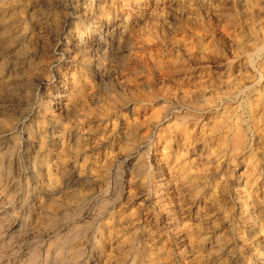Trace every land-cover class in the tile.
<instances>
[{"label": "rangeland", "instance_id": "374dc122", "mask_svg": "<svg viewBox=\"0 0 264 264\" xmlns=\"http://www.w3.org/2000/svg\"><path fill=\"white\" fill-rule=\"evenodd\" d=\"M147 1L150 16L130 20L123 44L119 46L118 38L112 43L111 34L93 41L95 45L100 43L96 52L100 54L99 61H103L99 63V71L105 86L114 87L115 94L125 97L126 102H118L116 113H109L104 109V100H95L92 112L102 117L101 120L79 125L74 139L64 149L39 136L34 123L38 107L32 110L24 126L16 130L0 117V178L7 175L15 178L17 183L11 184L8 192L9 195L19 193L16 199L25 211L29 205H39L40 215L33 219L29 213L23 222L39 227L45 209L51 207L60 228H64V220L77 217L74 224L69 220V227L87 224L95 230L96 226H102L109 236L115 234L124 238L133 248L136 264H259L253 252L257 244L251 247L242 237L244 228L238 224L242 204L236 195L243 189L253 195L249 200L257 203L262 192L256 191V185H264V53L251 63L245 57L251 48L264 45V35L258 27L259 24L264 26V0ZM12 3L7 5L5 16L1 13L0 29L6 27L17 35L25 33L16 49L22 53L33 34L40 31L37 20L43 18L61 27L63 22L71 23L70 18L62 15L64 4L60 0H15ZM69 10L72 9L69 7ZM243 37H251L253 42L238 48L233 39ZM91 41L86 37L87 46ZM44 43L40 40L38 49H46ZM102 51L108 56H102ZM244 82V92L231 99L236 96L234 88ZM203 87L206 91L200 95V108L204 107L196 116L180 121L177 125L180 135L166 146L165 154L163 145L157 143V130L148 129L145 120L152 119L166 106L174 107L176 94L191 95ZM160 91H169L172 99L157 101L154 98V103L149 102L147 106L131 101L134 93L144 98ZM226 110L234 111L235 118L240 119L247 141L246 161L256 163L258 184H250L252 182L244 175L248 164L240 166L244 159H238L231 147H218L217 138L221 134L214 129L210 132L207 126L221 121ZM171 113L169 118L173 120ZM255 114L261 118L255 119ZM127 123L132 127L128 128ZM201 124L205 125L203 130H200ZM191 126L192 133L188 129ZM34 135L37 137L33 141L31 136ZM180 142H184L183 145L180 146ZM188 142L193 145L197 142L198 147L188 146ZM142 144L151 146V152L146 154ZM54 161L61 162L62 166H55ZM167 170L170 173L163 176ZM163 178L169 180L166 187L161 185L166 183ZM160 192H166L163 207L157 203ZM165 209L170 211L167 215ZM167 216L172 217L173 224L168 225ZM49 222L43 220L45 226ZM19 227L20 224L14 222L12 231ZM253 227L254 223L249 229ZM81 231H84L82 227ZM48 234L43 235L42 243ZM32 238H36L35 233ZM75 247L71 245L69 251ZM101 256L100 252L92 253L89 264H104L109 259Z\"/></svg>", "mask_w": 264, "mask_h": 264}, {"label": "clouds", "instance_id": "9594fccd", "mask_svg": "<svg viewBox=\"0 0 264 264\" xmlns=\"http://www.w3.org/2000/svg\"><path fill=\"white\" fill-rule=\"evenodd\" d=\"M60 3L64 4L62 15L70 18L71 23L63 22L61 27L43 18L37 20L40 31L28 41L31 47L24 45L23 53L16 49L25 33L0 32V117L12 130L23 127L37 107L53 103L66 106L65 100L73 92L82 97L83 85L91 72L82 54L86 37L94 31L93 25L85 21L90 13L95 15V12L88 0H60ZM109 9L112 18L118 19L117 10L111 5ZM97 19L99 23L96 27L102 23L112 30L113 19L106 13L101 12ZM40 40L45 42L44 48L50 53L43 61L40 59L42 49L37 47ZM99 63L103 64V61ZM141 148L146 154L151 152V146L142 144ZM13 183L17 181L11 175L0 178V264H89L94 252H100L102 259L109 257L104 264H136L133 248L124 238L115 234L109 236L102 226H96L95 230L87 224L69 227V220L74 224L77 217L64 220V228H60L55 223L58 218L51 207L45 209L38 222L39 227L23 222L29 213L33 219L39 216L40 207L29 205L25 211L23 204L16 199L19 193L9 195L8 188ZM44 219L50 221L47 226L43 223ZM14 222L20 227L12 231ZM33 233L35 239L32 238ZM45 234L48 238L42 243ZM45 244L47 247H44ZM73 244L76 247L69 251ZM34 246L39 254H35Z\"/></svg>", "mask_w": 264, "mask_h": 264}, {"label": "bare ground", "instance_id": "6f19581e", "mask_svg": "<svg viewBox=\"0 0 264 264\" xmlns=\"http://www.w3.org/2000/svg\"><path fill=\"white\" fill-rule=\"evenodd\" d=\"M15 0H12V2H14ZM176 1V0H175ZM226 1V0H225ZM10 0H0V16L1 13H6L7 8L10 6V4L12 3ZM89 4L91 5L93 11L95 12V15H92L91 13L89 14L87 20L85 21V23H89L93 25L94 31L92 33L89 34V39H91L92 43L91 45H85L84 47V51H83V58L85 59V63L87 65L88 68L91 69V72L89 73V75L86 78V83L83 85V93H82V97L81 96H77L75 92H73L71 95H69L66 100H65V105L66 106H62V105H58L56 103H53L51 106H40L37 108V131L39 133V136H41V138L46 139V142H51L52 145L54 146H58L61 148H65L67 144H69L73 139H74V131L76 129H78L79 125H85V123H89V122H93L95 120H99L100 118H98L94 112H92V107L93 105H95V100H100V102L102 100L103 103L105 104V110L109 113H113L115 112V109L117 107V103L121 102L122 100H125L124 102H126V98L123 97L122 95H120L119 93L115 94V89L112 86H105L104 84V80L102 78V75H100V71H99V60H100V54L97 55L98 53L96 52L97 49L100 46V43H98V45H95L93 41H95L96 39H100V38H106V36L108 35H113V39H117L116 42L119 43V46L121 44H123L122 42H124V40L122 39L124 37V34L126 33V30L128 28V25L130 24V20L132 19H138V18H144V17H148L150 16L149 13L150 11L148 9H150L147 5L148 1L147 0H88ZM160 2V1H159ZM177 2V1H176ZM262 3V2H261ZM13 4V3H12ZM8 5V7H7ZM109 5L112 6V8L116 9L118 12V19H113L112 18V11L109 9ZM176 5V4H175ZM263 5V4H262ZM156 6V5H155ZM161 7V5H160ZM159 8V7H158ZM157 8V9H158ZM254 8V7H253ZM260 10V9H259ZM81 12H83V8H81L80 10ZM120 11V12H119ZM217 11V10H216ZM101 12H104L107 14V16L110 19H113L112 22V30H109L106 26H104L102 23L99 24V27H96V24L99 23L98 22V16ZM215 12V11H214ZM261 12V11H260ZM4 13V16H5ZM217 13V12H216ZM259 17V16H258ZM220 18L222 19H226L227 17L225 16H220ZM260 18V17H259ZM135 22V21H134ZM229 22V21H227ZM264 22V21H263ZM260 32L262 34V36L264 35V26L262 24L258 25ZM5 30H8V28L3 27L0 29V32H4ZM257 31V30H256ZM120 32V33H119ZM98 33V34H96ZM115 33H118V35H116ZM258 33V31H257ZM133 35V34H132ZM260 35V34H259ZM235 36V35H234ZM228 37V36H227ZM258 37V36H257ZM252 41L251 37H243L240 39L234 38L233 39V43L239 48L240 46L243 48V46H247L249 45V43ZM89 42V40H87V43ZM115 41H113L112 43H114ZM253 42V41H252ZM198 44V43H197ZM207 44V43H206ZM255 45V44H254ZM183 46V45H182ZM189 49V47H187ZM204 48V47H203ZM104 49V48H103ZM193 49V48H192ZM40 50V49H38ZM107 50V49H106ZM194 50V49H193ZM245 50V49H244ZM111 51V50H110ZM108 52V51H107ZM200 52V51H199ZM245 52V51H244ZM101 53V52H100ZM102 53H104L102 51ZM264 53V45L259 46V47H253L250 49V53H248L245 57H246V61L248 63H251L255 58L261 56ZM109 54V53H108ZM192 54V53H191ZM194 54V53H193ZM241 54V53H240ZM48 55H50V53L47 52V49H42L41 51V56L40 59L41 61L46 60L48 58ZM102 56L106 57L108 56L106 53H104ZM240 56V55H239ZM103 57V58H104ZM244 57V56H242ZM191 58V57H190ZM106 59V58H105ZM260 59V58H259ZM173 65V64H172ZM248 66V65H247ZM250 66V65H249ZM87 71V68H86ZM98 75H94L97 74ZM230 75V74H229ZM228 78V77H227ZM225 78V79H227ZM242 78V77H241ZM180 79V78H179ZM224 79V80H225ZM230 79V78H229ZM233 80V79H232ZM242 80V79H241ZM198 81V80H197ZM231 81V80H230ZM236 81V80H235ZM240 81V80H239ZM238 81V82H239ZM248 83V81H247ZM252 83V82H251ZM235 84V83H233ZM180 85V84H179ZM223 85V84H221ZM232 85V84H231ZM244 83H241L239 86H236V88H234L236 93V96H231V99H236L239 97V95H241V93L244 92ZM205 86V85H204ZM217 86V85H216ZM209 87V86H208ZM223 87V86H222ZM221 87V88H222ZM210 88V87H209ZM220 88V87H219ZM220 88V89H221ZM123 89V88H122ZM121 89V90H122ZM127 89V88H126ZM206 87H203L202 89L198 90V92L192 93L191 95H178L176 94L175 99L177 100L175 103L174 107L168 108L166 105V107H164L163 109L158 111V114L151 119V118H147L145 120V125L146 127L149 129L150 127L154 128L157 130V143H159L160 145H163L161 148L163 151H165L166 146H168L170 143H172L171 141L173 140V138L178 135H180V127L178 128V124L180 123V121L184 120L186 121L189 117L192 116H196L197 115V111H200V95L203 94L206 90ZM213 89V88H212ZM215 89V88H214ZM232 89V88H230ZM135 90V89H134ZM137 90V89H136ZM133 91V90H132ZM218 91V90H217ZM231 91V90H230ZM233 91V89H232ZM231 91V93H232ZM169 91H160L158 92L157 95L155 96H148V97H144L142 98V96H140L139 94H132L131 97V101L133 100L134 103L138 104V103H144L145 106L149 105V102H153L154 98L157 99V101H159L160 99H163L164 101H168L171 100V95L168 94ZM140 93V92H139ZM188 93V92H187ZM209 93V92H208ZM229 93V94H231ZM55 95V93H54ZM61 95H63L61 93ZM175 95V93H174ZM235 95V94H233ZM129 96V95H128ZM230 96V95H229ZM127 97V96H126ZM206 97V96H205ZM129 98V97H128ZM129 100V99H128ZM98 102V101H97ZM99 103V102H98ZM129 103V102H127ZM154 103V102H153ZM236 103V102H235ZM178 105H181L178 107ZM96 106V105H95ZM202 106V105H201ZM100 107V106H99ZM170 107V106H169ZM208 107V106H207ZM210 107V106H209ZM243 107V106H242ZM94 108V107H93ZM162 108V107H161ZM218 108V107H217ZM234 108V107H232ZM184 109L182 112L181 110ZM207 109V108H206ZM210 109V108H209ZM226 109V108H225ZM236 109V108H235ZM95 110V109H94ZM36 111V110H35ZM102 111V110H101ZM205 111V110H204ZM172 112V113H171ZM194 113L191 114V113ZM96 113V112H95ZM101 113V112H100ZM116 113V112H115ZM173 114V120L169 118V115ZM234 111H224L222 113L221 116V121L219 120V122L217 123L216 120L215 122L217 124L215 125H207L210 129V132L212 129H214L215 131H217V133L221 134L218 139V147L221 148H228L231 147V149H233L236 153V156L239 158H243L244 161H241V165L244 164H248L247 160V156L245 154V146L247 144L246 141V135L244 134V132L242 131L241 128V122L240 119L235 118L236 116L233 115ZM202 114V112H201ZM108 115V114H107ZM111 115V114H110ZM101 116V115H100ZM142 116V115H141ZM204 117V116H203ZM211 117V116H210ZM140 118V117H139ZM201 118V117H200ZM205 118V117H204ZM207 118V117H206ZM261 118V116L259 114H255V119H259ZM196 119V118H194ZM101 120V119H100ZM193 120V119H192ZM191 120V122H193ZM200 120V119H199ZM190 121V120H189ZM196 121V120H195ZM211 121V120H210ZM209 121V122H210ZM255 126H258V122L255 121ZM95 123V122H94ZM129 123V122H128ZM127 123V124H128ZM103 124V123H102ZM200 124V123H199ZM206 124V123H205ZM89 125V124H88ZM100 126V125H99ZM107 126V125H105ZM183 126V125H182ZM205 125L201 124V129L203 130ZM132 127L131 125L128 124V128ZM199 127V126H198ZM7 129V128H6ZM83 129V128H82ZM127 129V128H126ZM190 129V132L192 133V126ZM10 130V129H9ZM205 130V129H204ZM8 131V130H7ZM209 131V130H208ZM11 132V131H10ZM97 132V131H96ZM131 132V131H130ZM189 132V133H190ZM199 132V131H198ZM209 132V133H210ZM9 133V132H8ZM83 133V132H81ZM88 134V133H87ZM184 134V133H183ZM182 134V135H183ZM208 135V134H207ZM217 135V134H216ZM78 136V135H77ZM37 136H31V140H35ZM85 137V136H84ZM183 137V136H182ZM198 137V136H197ZM207 137V136H206ZM203 138V137H202ZM215 138V137H214ZM81 139V137H80ZM82 140V139H81ZM177 140V139H176ZM196 140V139H195ZM29 141V140H28ZM181 141V140H180ZM187 139L185 140L186 143ZM198 141V140H197ZM202 141V140H201ZM195 142V141H194ZM199 142V141H198ZM207 142V141H206ZM212 142V141H211ZM85 143V142H84ZM184 142H180V146L181 144L183 145ZM197 143V142H196ZM193 145V142H188V146L193 145L194 148H197L198 146ZM203 143V142H202ZM201 143V144H202ZM44 144V143H43ZM174 144V143H173ZM46 145V144H45ZM83 145V144H82ZM34 146V145H33ZM74 146V145H73ZM136 146V145H135ZM205 146V145H204ZM204 146H202L204 148ZM51 148V146H49ZM43 148V147H42ZM40 148V149H42ZM78 148V146H77ZM90 148V147H89ZM132 148V147H131ZM130 148V149H131ZM172 148V147H171ZM180 148V147H178ZM44 149V148H43ZM55 149V148H54ZM176 149V148H175ZM29 149H27L28 151ZM68 150V149H67ZM173 150V149H172ZM177 150V149H176ZM202 150V149H201ZM221 150V149H220ZM219 150V151H220ZM31 151V150H30ZM29 151V153H30ZM39 151V150H38ZM78 151V150H77ZM162 151V152H163ZM167 151V150H166ZM165 151V154L167 153ZM207 151V150H206ZM231 151V150H230ZM65 152V151H64ZM185 152V151H184ZM188 152V151H187ZM194 152V151H193ZM202 152V151H201ZM40 153V152H39ZM74 152H72L73 154ZM171 153V151H170ZM175 153V152H174ZM186 153V152H185ZM71 154V153H70ZM76 154V153H75ZM178 154V153H177ZM33 155V154H32ZM197 155V154H196ZM264 155V154H263ZM30 156V155H29ZM38 156V155H37ZM47 156V155H46ZM169 156V154H168ZM81 157V156H80ZM167 157V156H166ZM32 158V157H31ZM38 158V157H37ZM97 158V157H96ZM171 158V157H170ZM235 158V157H234ZM233 158V159H234ZM184 159V157H183ZM208 159V158H207ZM242 159V160H243ZM181 160V159H180ZM68 161V160H67ZM206 161V160H205ZM238 161V162H240ZM38 162V161H37ZM43 162L42 160L40 161V163ZM174 162V161H173ZM178 162V161H177ZM176 162V163H177ZM36 164V163H35ZM55 166H58L59 168L62 166L61 162H55L54 163ZM51 164V165H53ZM66 164V163H65ZM239 164V163H238ZM256 164V163H254ZM250 163L248 164L244 170V175H246V178L249 182H252L250 184H258L259 181V177L258 174L256 172V166ZM50 165V166H51ZM38 166V165H37ZM174 166V165H173ZM238 166V165H237ZM186 167V166H185ZM236 167V166H234ZM65 168V167H64ZM198 168V167H197ZM196 168V169H197ZM44 169V168H43ZM42 169V170H43ZM171 169V168H170ZM199 169V168H198ZM203 169V168H202ZM38 170V169H37ZM204 170V169H203ZM61 171V170H60ZM196 171V170H195ZM192 172V171H191ZM169 172V170H167L166 174L164 173L163 176L167 175ZM175 173V172H174ZM200 173V172H199ZM42 174V173H41ZM163 174V173H162ZM192 174V173H191ZM240 174V172H239ZM261 174V173H260ZM174 175V174H173ZM204 175V174H203ZM206 175V174H205ZM204 175V176H205ZM243 175V174H242ZM193 176V175H192ZM207 177V176H206ZM239 177V176H238ZM237 178V177H236ZM164 181L166 182L168 180V178H163ZM238 179V178H237ZM242 179V178H241ZM171 180V179H170ZM200 180V179H199ZM240 180V179H239ZM169 181V180H168ZM167 181V182H168ZM194 181V180H193ZM162 183V187H166V185H169V183ZM173 182V181H172ZM178 182V181H177ZM176 182V183H177ZM257 182V183H256ZM175 183V182H174ZM180 183V182H179ZM238 183V182H237ZM184 184V183H183ZM178 185V184H177ZM185 185V184H184ZM199 185V184H198ZM239 185V184H237ZM245 185V184H244ZM172 186V185H171ZM243 186V185H242ZM176 187V186H175ZM239 187V186H238ZM252 187V186H250ZM249 187V188H250ZM242 188V187H241ZM253 188V187H252ZM257 192L261 191L262 192V196L260 198V200L256 202H253V200H249L251 196L253 195H249L247 194L243 189H240L237 191V201L242 204L241 205V210L239 214V218H238V224L244 228L243 231V238L244 240L248 241V245L253 247L254 245L257 244V248L255 247V251L254 254H257L258 258H259V264H264V207H263V203H264V185L262 187L259 186L257 187ZM176 189V188H175ZM179 189V188H177ZM174 190V189H173ZM185 190V189H184ZM168 191V190H167ZM179 191V190H178ZM186 191V190H185ZM252 191V190H249ZM248 191V193H249ZM108 192V191H107ZM169 192V191H168ZM177 192V191H176ZM190 192V191H189ZM200 193V192H199ZM234 193V192H232ZM236 193V192H235ZM151 194V193H150ZM165 194L166 192H160V194L157 197V203L160 206H165L164 204V200H165ZM173 194V193H172ZM177 194V193H176ZM254 195L257 193H253ZM164 196V197H163ZM173 196V195H172ZM195 196V195H194ZM197 196V195H196ZM148 197V196H147ZM181 197V196H180ZM185 197V196H184ZM183 197V198H184ZM174 198V197H173ZM234 198V197H233ZM253 198V197H252ZM197 199V198H196ZM190 200V199H189ZM234 200V199H233ZM255 200V199H254ZM191 201V200H190ZM174 201H171V204H173ZM182 203V201L180 202ZM201 203V202H200ZM237 203V202H236ZM170 204V205H171ZM196 204V203H195ZM207 204V203H206ZM150 205V204H149ZM187 205V204H186ZM203 205V204H202ZM209 206V205H208ZM200 207V206H199ZM212 207V206H211ZM180 208V207H179ZM213 208V207H212ZM211 208V209H212ZM188 209V208H187ZM197 209V208H196ZM210 209V211H211ZM163 210V208H162ZM161 210V211H162ZM176 210V209H175ZM174 210V211H175ZM205 210V209H204ZM166 215L170 212L168 209L164 210ZM198 211V210H197ZM184 213V212H183ZM199 213V212H198ZM172 214V213H171ZM174 214V213H173ZM212 214V212H211ZM210 214V216H211ZM88 215V214H87ZM181 215V214H180ZM179 215V216H180ZM205 215V214H204ZM203 215V217H204ZM165 216V215H164ZM206 216V215H205ZM206 218V217H205ZM209 218V217H208ZM167 219V223L168 225L173 224V219L170 216L166 217ZM198 219V218H197ZM158 220V219H157ZM203 220V219H202ZM179 221V220H178ZM200 221V219H199ZM152 222V221H151ZM202 223V222H201ZM254 223V227L249 229L250 224ZM205 225V224H204ZM211 225V224H210ZM152 226V225H151ZM169 227V226H168ZM200 227V226H199ZM214 227V226H213ZM208 229V227H206ZM211 228V227H210ZM218 228V227H217ZM226 228V227H225ZM171 229V228H170ZM204 229V228H203ZM202 229V230H203ZM200 230V228H199ZM210 231V230H209ZM152 232V231H151ZM203 232V231H202ZM218 232V231H217ZM222 232V231H221ZM154 233V232H153ZM159 233V232H158ZM197 233V232H196ZM212 233V232H211ZM224 234V232H223ZM214 235V234H213ZM199 236V235H198ZM210 236V235H209ZM155 237V236H154ZM178 237V236H177ZM199 238V237H198ZM225 238V237H224ZM229 238V237H228ZM164 239V238H163ZM181 239V238H180ZM202 239V238H201ZM216 239V238H215ZM220 239V237H219ZM227 239V238H226ZM231 239V238H230ZM179 241V240H178ZM184 241L183 239L179 241V243L181 244V242ZM188 241V239H187ZM207 241V240H206ZM215 241V240H214ZM218 241V240H217ZM225 240H223L224 242ZM190 242V241H189ZM216 242V241H215ZM227 242V241H226ZM156 243V242H155ZM221 243V242H220ZM225 243V242H224ZM179 244V245H180ZM200 245V244H199ZM216 245V244H215ZM228 245V244H227ZM225 245V246H227ZM196 246V245H195ZM207 246V245H206ZM211 246V245H210ZM214 246V245H213ZM217 246V245H216ZM223 246V245H222ZM181 247V246H180ZM185 247V246H184ZM198 247V246H197ZM212 247V246H211ZM183 248V247H182ZM226 248V247H225ZM201 249V248H200ZM216 249V248H215ZM232 249V248H231ZM230 249V250H231ZM202 250V249H201ZM212 250V249H211ZM253 250V249H252ZM194 251V250H193ZM200 252V251H198ZM228 253V251H227ZM192 254V253H191ZM214 254V253H213ZM204 255V254H203ZM209 255V254H208ZM231 256L234 257V252H231ZM230 256V257H231ZM208 257V256H207ZM210 257V256H209ZM218 257V256H217ZM227 258V257H225ZM232 259V258H231ZM234 259V258H233ZM208 260V259H207ZM220 260V259H219ZM234 261V260H233ZM232 262V261H231ZM225 263V262H224ZM233 263V262H232ZM219 264V263H218Z\"/></svg>", "mask_w": 264, "mask_h": 264}]
</instances>
